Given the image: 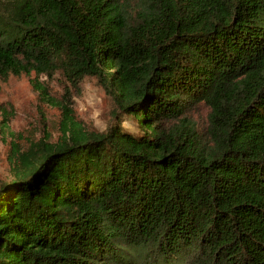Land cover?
Returning a JSON list of instances; mask_svg holds the SVG:
<instances>
[{
    "label": "trees",
    "instance_id": "trees-1",
    "mask_svg": "<svg viewBox=\"0 0 264 264\" xmlns=\"http://www.w3.org/2000/svg\"><path fill=\"white\" fill-rule=\"evenodd\" d=\"M136 6L0 0V89L31 72L94 77L116 107L89 131L33 83L62 108V135L12 144L0 264H264V0Z\"/></svg>",
    "mask_w": 264,
    "mask_h": 264
},
{
    "label": "rangeland",
    "instance_id": "rangeland-1",
    "mask_svg": "<svg viewBox=\"0 0 264 264\" xmlns=\"http://www.w3.org/2000/svg\"><path fill=\"white\" fill-rule=\"evenodd\" d=\"M128 5L134 10L137 0H128ZM35 81L46 87L55 100H69L76 120L89 131H104L114 120L115 103L94 77H85L75 85L61 72L54 76L36 72L10 76L0 89V183L11 177L12 144L27 151L41 141L57 142L62 135V108L40 95L33 85ZM210 111L201 103L190 112L203 139L208 137ZM4 120L7 125H3ZM123 124L137 130L136 122L129 117H124Z\"/></svg>",
    "mask_w": 264,
    "mask_h": 264
}]
</instances>
